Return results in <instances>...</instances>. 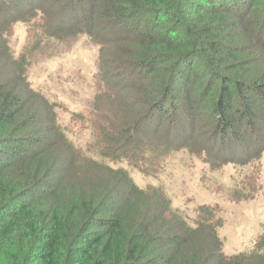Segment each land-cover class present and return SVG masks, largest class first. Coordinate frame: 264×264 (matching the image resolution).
I'll return each instance as SVG.
<instances>
[{
  "label": "trees",
  "instance_id": "1",
  "mask_svg": "<svg viewBox=\"0 0 264 264\" xmlns=\"http://www.w3.org/2000/svg\"><path fill=\"white\" fill-rule=\"evenodd\" d=\"M34 19L43 36L98 46L89 114L70 118L77 132L28 81L30 47L16 56L9 44L12 24ZM98 103L117 107L99 114ZM170 117L181 133L161 127ZM199 121L209 135L183 131ZM86 130L97 158L69 138ZM182 149L212 168L264 152V0H0V264H264V227L251 249L225 253L211 206L189 222L109 163L154 174Z\"/></svg>",
  "mask_w": 264,
  "mask_h": 264
},
{
  "label": "rangeland",
  "instance_id": "2",
  "mask_svg": "<svg viewBox=\"0 0 264 264\" xmlns=\"http://www.w3.org/2000/svg\"><path fill=\"white\" fill-rule=\"evenodd\" d=\"M1 8L5 9L2 4ZM61 16L65 18V15L60 14L56 19L63 21ZM38 22L34 19L13 23L8 34L9 44L16 56L30 47L29 54L25 55L28 81L33 89L43 92L50 101L57 104L56 110L62 124L67 126L70 132H77L83 124L74 125L70 118L73 113L89 114L90 100L97 91L98 46L85 35L43 36L39 32ZM102 105L96 104L99 114L103 110L110 112L112 108L113 115V108L117 107L105 104L104 108ZM138 105L141 107V104ZM135 110L137 112V106ZM116 117L122 123L129 121L125 114L120 113ZM201 119L203 120V117ZM170 120L171 117L161 127H170ZM181 120L182 116H178L174 127H179ZM199 122V125L193 124L190 129L183 131L194 132L199 137L209 135L211 129L208 122ZM175 130L181 133L173 129L171 134L174 135ZM68 135L78 146L87 150V154L97 158L93 151L96 148L91 131ZM245 138H249L245 142H251V150L254 142L260 139L257 136ZM218 141L215 143L218 144ZM228 145L237 149L242 143H228L216 148H220L218 151H226ZM97 149L100 150L98 146ZM236 155L245 157L239 152H236ZM87 160L93 162V159ZM109 163L112 167L127 168L139 187L159 189L189 222L194 221L200 205L211 206L222 219V225L217 228V232L225 253L233 254L251 249L263 230L264 152L259 158L254 156L246 163L230 162L212 168L203 160L201 154L182 149L166 156L154 174L143 173L128 165L126 161Z\"/></svg>",
  "mask_w": 264,
  "mask_h": 264
}]
</instances>
